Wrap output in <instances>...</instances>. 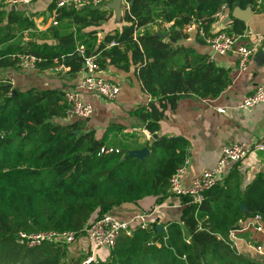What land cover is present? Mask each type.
<instances>
[{
	"label": "trees",
	"instance_id": "obj_1",
	"mask_svg": "<svg viewBox=\"0 0 264 264\" xmlns=\"http://www.w3.org/2000/svg\"><path fill=\"white\" fill-rule=\"evenodd\" d=\"M123 1L131 5L124 10L122 27L107 32L97 49L85 47V55H96L100 69L111 65L129 72L137 67L152 100L132 113L153 135L166 109L175 108L180 99L216 98L231 83L228 69L179 44L190 36L184 25L200 20L211 34L215 14L224 5L232 11L264 9V0ZM59 12L58 23L68 16L80 28L101 26L114 15L108 6H66ZM232 19L230 31L242 34L244 22ZM160 21L173 22L170 35L139 32ZM34 26L24 12L0 9V45ZM50 33L59 40L56 48L34 42L16 45L15 53L42 57L40 69L54 67L57 60L78 74L85 60L74 32L61 34L53 25ZM112 41L116 44L109 46ZM5 67H16L15 62L0 54V68ZM69 114L62 89L18 88L0 79V264H82L88 257L75 258L65 242L30 247L21 234L71 230L79 236L92 220L116 207L146 197L161 203L169 197L171 176L188 157L182 136H158L144 159L122 150L102 153L105 143L95 129L80 118L69 120ZM183 200L187 206L180 221L162 231L156 222L148 230L122 231L110 255L89 264H259L240 252L230 235L248 217L261 214L264 219V168L244 186L235 167L206 192L202 203ZM239 233L251 243L264 244V232Z\"/></svg>",
	"mask_w": 264,
	"mask_h": 264
},
{
	"label": "crops",
	"instance_id": "obj_2",
	"mask_svg": "<svg viewBox=\"0 0 264 264\" xmlns=\"http://www.w3.org/2000/svg\"><path fill=\"white\" fill-rule=\"evenodd\" d=\"M55 2L56 0H34L30 4L7 7L5 0H0V9L22 11L35 24L23 34L1 44L0 54L9 56L17 51L16 45L22 46L34 42L56 48L59 40L50 33L54 25L52 16ZM126 8L127 5L123 1L120 13L117 14L114 11L113 17L98 27L80 28L72 23L68 16L60 18L56 26L61 34L74 32L78 47L81 45L87 50H95L107 32L122 27ZM251 11V14L248 13V20L244 21L239 18V12H236L235 8L233 11L228 9L211 27L213 33L231 32L234 26L233 17L244 22L243 33L236 34L242 35V41L255 49L245 69L240 67L237 54L219 55L210 45L202 43L200 41L202 38L196 34H191L179 42L180 45L193 47L199 53L207 55L231 73V83L220 96L205 99L193 96L180 99L175 108L166 109L165 117L160 121V129L157 133L159 137L182 136L188 142V157L185 162L187 184L204 168L214 166L220 157L222 146L229 143L243 142L252 146L253 149L245 160L232 165L223 179L236 167L243 175L245 186L264 168V151L254 147L264 142V104L252 111L239 107L245 96L251 94L258 84L264 83V9ZM172 25L173 22L160 21L141 28L139 32L149 29L158 34L170 35ZM54 67L29 71H23L17 67L0 68V79L8 80L12 86L18 88L62 89L65 92L78 88L80 80L85 75L84 68L78 74H71L69 67L60 71H55ZM136 70L137 67L133 66L129 72H125L111 65L100 69L98 75L122 87L115 101H107L96 93L83 92L84 99L94 106V114L90 117V121H86L87 128L95 129L97 137L102 139L106 146L118 148L127 153L130 150L143 148H148L150 152L148 146L155 139L154 135L147 130L146 123L132 113L141 106H147L152 100V96L144 90ZM73 118L75 117L69 114L68 119ZM183 198L169 195L163 202L157 203L156 198L146 197L137 204L127 203L116 207L110 214L127 221L139 212H147L151 226L153 222H156L165 230L169 223L181 220L182 211L187 206ZM242 236L237 233L232 240L243 241L246 238ZM88 242L87 240L77 241L78 250L84 258L105 260L110 255V248L93 249Z\"/></svg>",
	"mask_w": 264,
	"mask_h": 264
},
{
	"label": "built area",
	"instance_id": "obj_3",
	"mask_svg": "<svg viewBox=\"0 0 264 264\" xmlns=\"http://www.w3.org/2000/svg\"><path fill=\"white\" fill-rule=\"evenodd\" d=\"M34 0H5V6H17L30 4ZM112 0H56L53 19L54 25L58 24V17L60 15L59 9L66 6L75 7H102L108 6ZM128 5V4H127ZM228 10L227 6H223L215 17L220 18L224 12ZM186 34H196L201 37L204 42L210 45L213 50L219 55H226L228 53H235L238 55L239 64L242 69H245L255 52L253 47L246 45L242 41V35L236 33H228L219 31L208 34L200 20H193L183 27ZM112 41L109 46L115 45ZM79 52L84 56V70L85 75L80 80L78 88L65 91V99L69 106V113L71 116L85 119L90 118L94 114V106L83 97V92L96 93L107 101H115L121 93L122 87L111 80L98 75L100 66L97 63V56H86V49L84 46L79 47ZM15 62V66L23 71L34 70L43 62V58L35 54L29 53H13L10 55ZM55 71L67 69L64 64H59L56 60ZM264 104V83L256 86L255 90L245 96L241 101L239 107L246 111H252L257 106ZM221 111V110H220ZM258 150L264 151V142L254 146ZM253 147L247 143H229L221 148V154L214 166L204 168L196 177H194L189 184L185 182L186 164L180 166L170 178V185L168 193L171 196L189 197L194 203H202L205 199L207 191L215 187L223 180L224 175L231 168L232 165L242 162L252 151ZM113 151H120L118 148L103 146L101 152L109 153ZM149 214L147 212H139L135 214L130 220L124 221L116 218L110 213L104 214L92 220L84 228V233L87 240L93 249L100 248H114L122 231L132 233L133 230L140 228L148 230L150 228ZM264 232V219L261 214L248 217L244 221H240L235 230L231 232V239L239 232L245 231ZM22 239L30 247L39 246L45 242L60 241L71 244L75 241L77 233L71 230H50L42 231L32 234L22 233ZM255 249L259 252L264 250L263 244H255ZM95 261V258L90 257L82 264H89Z\"/></svg>",
	"mask_w": 264,
	"mask_h": 264
},
{
	"label": "rangeland",
	"instance_id": "obj_4",
	"mask_svg": "<svg viewBox=\"0 0 264 264\" xmlns=\"http://www.w3.org/2000/svg\"><path fill=\"white\" fill-rule=\"evenodd\" d=\"M81 240L83 241L87 240L85 234L77 236L73 243L67 244L68 250L70 251L69 253L73 255L75 258H78L80 260H82V257L84 255H82L80 251L78 250L77 241H81ZM235 244L240 252L256 260L259 264H264V250L262 252L257 251L255 249L256 247L254 243H251L248 239H245L243 241H236ZM89 250H90V247H89Z\"/></svg>",
	"mask_w": 264,
	"mask_h": 264
},
{
	"label": "water",
	"instance_id": "obj_5",
	"mask_svg": "<svg viewBox=\"0 0 264 264\" xmlns=\"http://www.w3.org/2000/svg\"><path fill=\"white\" fill-rule=\"evenodd\" d=\"M122 2H123V0H112V2H110L108 4V7L113 9L118 14V13H120V7L122 6ZM128 5L130 6L131 3H129ZM235 10H236V12H239V15H238L239 18L243 19L244 21L248 20V13L251 14V12H252L251 8H247V9L243 10L240 7H235ZM157 35H160L162 37L166 36V35L158 34V33H157ZM82 120L90 121V118H85ZM157 137H158V134H155L154 138H157ZM149 153L150 152L148 151V148H143L141 150H130V151H128L129 156H133V157H137V158H141V159H144L146 156L149 155ZM243 207H245V205H243ZM158 229H159V231H161L163 229V226L158 225Z\"/></svg>",
	"mask_w": 264,
	"mask_h": 264
}]
</instances>
